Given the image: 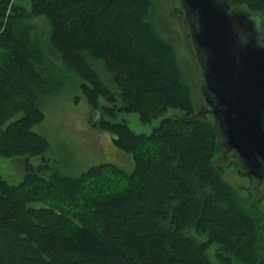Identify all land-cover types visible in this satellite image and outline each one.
Returning <instances> with one entry per match:
<instances>
[{
	"label": "trees",
	"instance_id": "trees-1",
	"mask_svg": "<svg viewBox=\"0 0 264 264\" xmlns=\"http://www.w3.org/2000/svg\"><path fill=\"white\" fill-rule=\"evenodd\" d=\"M231 1L264 16V0ZM155 11L154 0H0V157L35 167L17 185L0 170V264H215L213 246L219 264H264V211L215 165L214 125L196 116ZM71 86L132 171L105 163L72 175L51 163L33 127ZM121 111L162 120L138 134L115 121Z\"/></svg>",
	"mask_w": 264,
	"mask_h": 264
},
{
	"label": "water",
	"instance_id": "water-1",
	"mask_svg": "<svg viewBox=\"0 0 264 264\" xmlns=\"http://www.w3.org/2000/svg\"><path fill=\"white\" fill-rule=\"evenodd\" d=\"M180 1L203 77V104L196 116H210L222 151L234 152L240 171L259 183L264 176V21L231 0Z\"/></svg>",
	"mask_w": 264,
	"mask_h": 264
},
{
	"label": "rangeland",
	"instance_id": "rangeland-1",
	"mask_svg": "<svg viewBox=\"0 0 264 264\" xmlns=\"http://www.w3.org/2000/svg\"><path fill=\"white\" fill-rule=\"evenodd\" d=\"M156 11L153 14L155 22L163 35L172 42L178 52L179 60L187 79L193 88L195 112L201 111L203 95L201 86L203 77L201 69L195 59L193 48L188 39V28L184 14L179 11L182 7L180 0H154ZM236 7V6H234ZM264 21V16L262 17ZM264 31V28H263ZM264 46V43H262ZM89 62L98 70L106 84L116 92L111 76L105 71L101 63L94 60ZM104 69V71H103ZM79 97L80 100L76 101ZM45 119L33 127V131L46 137L50 143L51 163L69 174L79 175L94 164L113 163L121 168L132 171L134 162L129 154L118 150L113 144V136L95 126L98 113L94 111L81 90L71 86L59 97L49 99L42 108ZM179 110H170L166 116H183ZM207 118L210 119V116ZM162 117L150 124L141 122L136 112L121 111L115 120L125 121L138 134H150L158 126ZM16 160L0 157V170L3 178L12 185L19 184L26 173L23 166ZM40 161L33 160L38 164ZM215 165L223 168V177L234 186L240 195L257 210L264 211V181L258 187L255 182L238 171L233 154L222 151L215 157ZM242 189V190H241ZM215 247L209 250V257L219 264L215 258ZM235 264H242L235 262Z\"/></svg>",
	"mask_w": 264,
	"mask_h": 264
},
{
	"label": "flooded vegetation",
	"instance_id": "flooded-vegetation-1",
	"mask_svg": "<svg viewBox=\"0 0 264 264\" xmlns=\"http://www.w3.org/2000/svg\"><path fill=\"white\" fill-rule=\"evenodd\" d=\"M263 28H264V26H263ZM263 33H264V31H263ZM262 43H264V37L261 39V44H262ZM221 151H222V149H221ZM222 152H223V151H222ZM223 153H224V152H223ZM230 153L233 154L234 157H235V161H236V164H237L238 171H239L241 174H243V175L247 176L248 178L252 179V180L255 182V185L259 187V186L263 183V181H264V176H263V179L258 183L257 180H256L253 176H251V175H247V174H244L243 172H241L240 169H239V167H238V162H237L238 157H237V155H236L234 152H229V154H230ZM225 154H228V153H225Z\"/></svg>",
	"mask_w": 264,
	"mask_h": 264
},
{
	"label": "crops",
	"instance_id": "crops-1",
	"mask_svg": "<svg viewBox=\"0 0 264 264\" xmlns=\"http://www.w3.org/2000/svg\"><path fill=\"white\" fill-rule=\"evenodd\" d=\"M113 144H114V142H113ZM115 145V144H114ZM116 147V146H115ZM117 148V147H116ZM118 149V148H117ZM119 150V149H118ZM121 151V150H120ZM123 152V151H122ZM125 153V152H124ZM127 154V153H126ZM133 160V159H132ZM16 163L17 162H19L20 164H18V165H20V166H23L24 167V169H25V171H26V173H28V172H30V166H29V163H28V161L27 160H23V159H20V160H16L15 161ZM31 164V163H30ZM100 164H105V163H100ZM111 164H113V163H111ZM94 165H99V164H94ZM94 165H91L90 167H92V166H94ZM90 167H88V168H90ZM134 169V168H133Z\"/></svg>",
	"mask_w": 264,
	"mask_h": 264
}]
</instances>
